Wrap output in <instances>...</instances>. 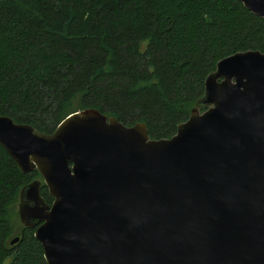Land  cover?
I'll return each mask as SVG.
<instances>
[{
  "label": "water",
  "instance_id": "water-1",
  "mask_svg": "<svg viewBox=\"0 0 264 264\" xmlns=\"http://www.w3.org/2000/svg\"><path fill=\"white\" fill-rule=\"evenodd\" d=\"M0 144L41 175L16 214L48 264H264L262 51L221 59L170 138L88 107L52 133L0 115Z\"/></svg>",
  "mask_w": 264,
  "mask_h": 264
},
{
  "label": "trees",
  "instance_id": "trees-1",
  "mask_svg": "<svg viewBox=\"0 0 264 264\" xmlns=\"http://www.w3.org/2000/svg\"><path fill=\"white\" fill-rule=\"evenodd\" d=\"M246 50L264 52V17L239 0H0V115L52 133L95 107L170 138L217 63ZM40 176L0 144V264H48L35 228L11 245L12 207Z\"/></svg>",
  "mask_w": 264,
  "mask_h": 264
},
{
  "label": "rangeland",
  "instance_id": "rangeland-1",
  "mask_svg": "<svg viewBox=\"0 0 264 264\" xmlns=\"http://www.w3.org/2000/svg\"><path fill=\"white\" fill-rule=\"evenodd\" d=\"M146 44H147V42H143L142 49L145 48ZM17 209H18V206L12 207V211L14 210V213H17ZM11 221H12L13 228H14V235H13V237H14L15 235L19 234L22 223H21L17 214H15V215L12 214Z\"/></svg>",
  "mask_w": 264,
  "mask_h": 264
},
{
  "label": "flooded vegetation",
  "instance_id": "flooded-vegetation-1",
  "mask_svg": "<svg viewBox=\"0 0 264 264\" xmlns=\"http://www.w3.org/2000/svg\"><path fill=\"white\" fill-rule=\"evenodd\" d=\"M25 227H28V228H35V229H36V227L24 226V225L22 224L19 234H18V235H15V236H16V237L19 236L20 238H22V231H21V230H23ZM35 229H34V230H35ZM20 238H19V239H20ZM17 242H18V241L12 243V241H11V245L14 246V245H16Z\"/></svg>",
  "mask_w": 264,
  "mask_h": 264
}]
</instances>
